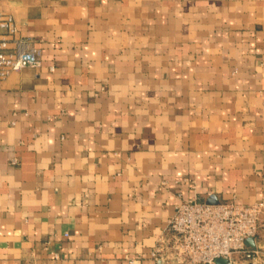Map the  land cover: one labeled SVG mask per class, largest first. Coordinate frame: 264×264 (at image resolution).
I'll use <instances>...</instances> for the list:
<instances>
[{
	"label": "crops",
	"instance_id": "obj_1",
	"mask_svg": "<svg viewBox=\"0 0 264 264\" xmlns=\"http://www.w3.org/2000/svg\"><path fill=\"white\" fill-rule=\"evenodd\" d=\"M0 12L42 52L0 88V264H159L182 199L264 200V0Z\"/></svg>",
	"mask_w": 264,
	"mask_h": 264
},
{
	"label": "built area",
	"instance_id": "obj_2",
	"mask_svg": "<svg viewBox=\"0 0 264 264\" xmlns=\"http://www.w3.org/2000/svg\"><path fill=\"white\" fill-rule=\"evenodd\" d=\"M41 53L31 39L19 34L15 17L0 12V88L12 72L39 66ZM263 216L264 200L245 204L209 202L198 196L182 199L151 256L159 264H217L219 259L227 264H264V247L248 244L261 234Z\"/></svg>",
	"mask_w": 264,
	"mask_h": 264
},
{
	"label": "water",
	"instance_id": "obj_3",
	"mask_svg": "<svg viewBox=\"0 0 264 264\" xmlns=\"http://www.w3.org/2000/svg\"><path fill=\"white\" fill-rule=\"evenodd\" d=\"M209 202H215V201H209ZM249 240H252V239H249ZM248 240V241H249ZM217 264H227V260H225V259H219L218 261H217Z\"/></svg>",
	"mask_w": 264,
	"mask_h": 264
}]
</instances>
